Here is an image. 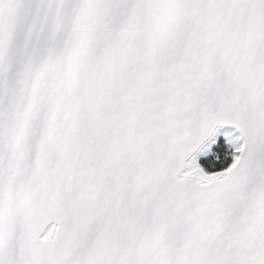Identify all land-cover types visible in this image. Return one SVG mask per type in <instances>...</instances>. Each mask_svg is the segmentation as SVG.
<instances>
[{
  "label": "snow or ice",
  "instance_id": "snow-or-ice-1",
  "mask_svg": "<svg viewBox=\"0 0 264 264\" xmlns=\"http://www.w3.org/2000/svg\"><path fill=\"white\" fill-rule=\"evenodd\" d=\"M0 264H264V0H0Z\"/></svg>",
  "mask_w": 264,
  "mask_h": 264
}]
</instances>
